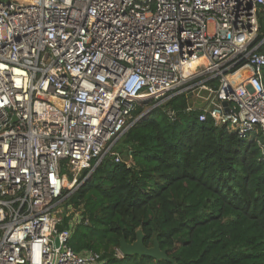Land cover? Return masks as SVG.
I'll list each match as a JSON object with an SVG mask.
<instances>
[{
  "label": "built area",
  "instance_id": "obj_1",
  "mask_svg": "<svg viewBox=\"0 0 264 264\" xmlns=\"http://www.w3.org/2000/svg\"><path fill=\"white\" fill-rule=\"evenodd\" d=\"M260 12L264 0H0V264H103L68 245L81 216L64 225L63 202L147 115L133 116L140 102L202 97L200 120L259 133L264 153Z\"/></svg>",
  "mask_w": 264,
  "mask_h": 264
},
{
  "label": "trees",
  "instance_id": "obj_2",
  "mask_svg": "<svg viewBox=\"0 0 264 264\" xmlns=\"http://www.w3.org/2000/svg\"><path fill=\"white\" fill-rule=\"evenodd\" d=\"M256 44L264 54L262 12ZM208 83L216 87L217 79ZM191 96H174L136 120L114 144V155L64 200V225L71 208L81 216L67 241L75 252L93 250L103 264H264L260 135L239 138L209 117L200 120V108L187 110ZM137 229L145 245L157 238L173 261L119 255V238L132 241Z\"/></svg>",
  "mask_w": 264,
  "mask_h": 264
},
{
  "label": "water",
  "instance_id": "obj_3",
  "mask_svg": "<svg viewBox=\"0 0 264 264\" xmlns=\"http://www.w3.org/2000/svg\"><path fill=\"white\" fill-rule=\"evenodd\" d=\"M223 106L225 107V110L228 111L227 102L223 101ZM148 115V114H147ZM145 115V116H147ZM143 116V117H145ZM57 229L60 231L62 230V225L58 224ZM57 244V241H56ZM118 251L121 256L126 255H146L150 256L156 260H165L172 262L173 259L169 258L166 250L161 249L160 245L157 241V238L153 239V242L151 245H145L144 244V234L141 229H137L135 231V239L132 241H127L124 234L119 238V247Z\"/></svg>",
  "mask_w": 264,
  "mask_h": 264
},
{
  "label": "rangeland",
  "instance_id": "obj_4",
  "mask_svg": "<svg viewBox=\"0 0 264 264\" xmlns=\"http://www.w3.org/2000/svg\"><path fill=\"white\" fill-rule=\"evenodd\" d=\"M6 1H10V0H6ZM207 28H208L209 31H213V25L212 24H208L207 25ZM201 94H202L203 97H205L206 92L205 91H202ZM191 101L193 103L191 106H193L194 108L197 105L198 106H203V104H204V98H202V97H196L195 95H192L191 96ZM151 106H152V102H147L146 103V106H144L143 112L149 111V108Z\"/></svg>",
  "mask_w": 264,
  "mask_h": 264
},
{
  "label": "crops",
  "instance_id": "obj_5",
  "mask_svg": "<svg viewBox=\"0 0 264 264\" xmlns=\"http://www.w3.org/2000/svg\"><path fill=\"white\" fill-rule=\"evenodd\" d=\"M205 96H206V95H205ZM204 103H205V102H204ZM192 104H193V103H192ZM194 106H195V105H194ZM196 107H200V106L197 105Z\"/></svg>",
  "mask_w": 264,
  "mask_h": 264
},
{
  "label": "clouds",
  "instance_id": "obj_6",
  "mask_svg": "<svg viewBox=\"0 0 264 264\" xmlns=\"http://www.w3.org/2000/svg\"><path fill=\"white\" fill-rule=\"evenodd\" d=\"M197 108H199V107H197Z\"/></svg>",
  "mask_w": 264,
  "mask_h": 264
}]
</instances>
